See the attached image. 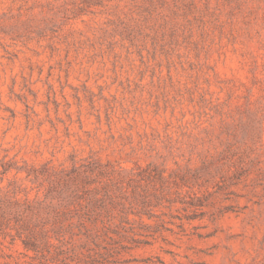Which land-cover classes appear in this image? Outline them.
<instances>
[{"label":"rangeland","instance_id":"rangeland-1","mask_svg":"<svg viewBox=\"0 0 264 264\" xmlns=\"http://www.w3.org/2000/svg\"><path fill=\"white\" fill-rule=\"evenodd\" d=\"M0 264H264V0H0Z\"/></svg>","mask_w":264,"mask_h":264}]
</instances>
